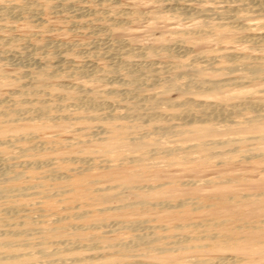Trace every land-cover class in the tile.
Returning <instances> with one entry per match:
<instances>
[{
    "label": "rangeland",
    "instance_id": "1",
    "mask_svg": "<svg viewBox=\"0 0 264 264\" xmlns=\"http://www.w3.org/2000/svg\"><path fill=\"white\" fill-rule=\"evenodd\" d=\"M16 1H29L26 7L28 14L19 15L13 12L14 14L0 17V102L5 103L10 100L9 102L19 109L31 110L37 107H44V109H42V116L34 119L19 115L18 118L7 121L0 117V163L2 164L7 155L12 153V145L15 143L13 136L24 132L34 133L22 142L27 145H32L36 141L42 142L49 137L57 142L54 144L43 142L47 145V148L40 152L43 158L59 161L58 159L72 156L75 159L72 160L80 161L79 157H94L92 166L88 168L80 169L82 163L77 161L72 163L73 170H68L65 164L58 168L61 172H69L72 180L77 182L84 177L93 178L95 187L103 189L104 200L97 203L82 202L81 198L74 201L71 199L80 208L96 209L110 206L106 216L109 221H112L121 214L112 207L125 202L130 203L126 216L145 218L146 220L141 222L142 225H163L168 234L184 232L199 235L205 230L222 235L223 238L225 233L236 237L232 243L220 247L215 246L211 239L204 238L199 246L174 251L172 255L179 261L195 255L206 257L231 255L232 261L228 264H264V138L236 139L244 134L264 135V120H261L260 124L251 126L232 128L219 125L213 130L204 129L194 123L191 130L184 135L162 139L164 144H180L184 147L182 150L175 154L146 155L143 151L149 146L131 139L139 136L137 133L142 127H119L106 120L80 118L81 113H86L85 110L73 107L74 98L70 92L71 89L61 85L62 83L69 85L82 83L99 92L109 87L124 89L125 82L103 71V66L108 62L107 57H104L108 53V47L105 46L113 47L112 41L121 40L125 45L136 48L162 44L174 46L173 43L176 40H184L189 47L185 49V53L205 51L217 54L227 47L264 53L260 46H250L239 39L248 30L238 28L234 31L230 19L217 16L204 17L197 12L179 15L173 11L184 4H193L197 7L216 6V4L226 7L238 6L235 9L238 13L237 18L233 19L232 23L240 26L245 23H264L262 6L255 4L251 10L236 0L223 3L192 0ZM16 1L0 0V10L5 5ZM124 8L130 9L131 13L127 10L124 14L125 11H122ZM112 16H116L119 22L112 21L110 19ZM202 27H207L210 34L207 31L202 33L196 31ZM258 27L261 26H256L253 30H264V26ZM185 28L191 31L186 34L176 32ZM125 41L128 42L125 43ZM135 50L115 54L114 59L120 60L123 56L125 61L132 63L136 60L164 63L170 59L163 51L139 54ZM181 50L184 52V49ZM181 58L178 56L173 59L179 61ZM57 63L64 67L85 63L86 65L96 64L102 68V71H97L90 77L67 74L55 75V77L45 73L50 71L52 64ZM229 66H231L230 63H220L217 65L221 67L220 70L204 69L201 76L224 78L245 73V68L242 66L234 70L226 69ZM182 70V68L179 69V71ZM29 73L30 76H28ZM110 76H113L112 79ZM103 77L106 79L104 80ZM30 85L38 91L28 89ZM159 88L157 84L145 86L147 91ZM261 89H264V79H255L242 85V88L234 87L221 93L209 91L187 96L232 102L246 95L264 98V91L261 92ZM163 95H168L170 99H181L184 96L177 90H171ZM100 96L103 99L112 100L110 95L103 92ZM68 103H71L72 107ZM20 113L25 112L21 110ZM121 132L126 138L129 136L130 140L117 139ZM73 138L81 142L72 141ZM226 138H232V140L222 143L212 142ZM59 140L61 144H58ZM202 141L207 144L201 145ZM115 149L122 151L118 152ZM257 152L261 154L253 155ZM31 164L18 167L22 183H27L37 172L43 170ZM0 202L6 203V200L1 198ZM141 204L144 208H141ZM65 212L66 210L61 209L53 214V217ZM25 213H32V210L25 207L15 213L12 212V217H16L4 219L2 227L9 228L11 226L8 223L21 221L22 214ZM94 217L99 218L100 214H95ZM183 221L190 223L186 229L173 227L174 224ZM53 246L50 244V247ZM101 247V244H96L91 251H102ZM149 258L161 261L158 256ZM38 259H40L39 256L33 257L25 263L38 264Z\"/></svg>",
    "mask_w": 264,
    "mask_h": 264
},
{
    "label": "bare ground",
    "instance_id": "2",
    "mask_svg": "<svg viewBox=\"0 0 264 264\" xmlns=\"http://www.w3.org/2000/svg\"><path fill=\"white\" fill-rule=\"evenodd\" d=\"M192 1L223 3L231 0ZM236 1L251 10H253V5L259 4L264 10V0ZM28 4L29 1H16L12 2V4L10 3V5L2 6L0 17L12 14L13 12L19 15L23 13L28 14V9L26 8ZM237 7H226L221 4L197 7L193 4H184L182 7H176L173 11L179 13V15L197 12L204 17L217 16L230 19L231 27L234 31L238 28L248 30L239 39L250 44V46H260V49L264 51V30H253L256 26H264V23H245L242 25L239 23L240 26H237V24L232 23L233 19L237 18L238 13L235 11ZM127 10L131 13L128 8H124L122 11H125L124 14H126ZM110 19L115 23L119 22L116 16H112ZM190 31L191 29L185 28L176 32L186 34ZM196 31L202 33L207 31V27L196 29ZM209 32L207 31V33ZM3 40L6 41L7 39ZM173 44L174 46L162 44L161 46L149 45L147 47L138 46L134 48V46L129 47L127 44L125 45L120 40L119 42L112 41L113 47L106 45L108 53L104 57H107L108 62L103 66V71L108 75L116 76V78L121 79L126 84L124 89L118 87L102 89L104 94L112 97L110 101L101 98V91L92 90L82 83H75L73 85L60 84L71 89L70 92L74 98L73 107L85 110L86 113H81L80 118L86 120H106L112 125L119 127H142V129L138 130L137 135L139 134V136L131 139H135L134 142L145 143L143 145L149 146V148L143 151L146 155L158 153L175 154L179 152L184 148L183 146L177 143L164 144L165 142H162L163 138L184 135L191 130V126L194 123L199 124L204 129L213 130L219 125L231 126L233 128L260 124L261 120H264V98L261 96L252 97L251 95H246L232 102L216 99H197L192 95L187 96L188 94H202L209 91L221 93L229 88H242V85L244 86L250 80L264 79L263 52H247L243 48L232 47L230 49L227 47L217 54L205 51L185 53V49H189V47L184 40H176ZM58 46L63 47V45ZM181 49H184V52ZM134 50L139 54H148L149 52L159 53V51H163L170 59L164 63H153L144 60H136L135 63H132L131 61H125L123 56L120 57V60L114 59L116 57L115 54L127 53ZM178 56L182 57L179 61L173 59ZM60 60L58 61L59 63ZM220 63H230L231 66L226 67V69L231 68L233 70L242 66V68H245V73L242 75H229L224 78L201 76L204 69L220 70L221 67H217ZM180 68L183 70L179 71ZM97 71H102V68L96 64L88 63L86 65L85 63L79 66L69 67L67 65L64 67L62 64L57 63L55 65L52 64L50 71L45 73L51 76L67 74L90 77L94 76ZM25 76L27 78V75ZM28 76H30V73ZM103 79L105 80L106 78L103 77ZM156 84L160 86L159 89L152 91L145 90V86ZM28 89L38 91L37 88L31 87V85ZM171 90H177L184 96L181 99H170L168 95H163L164 93L168 94ZM262 91L264 89H261ZM9 101L5 103L0 102V117L3 120H14L19 115L28 119L42 116V109L44 107H37L31 110L29 108L19 109ZM68 105L70 106L71 103H68ZM21 110L25 113L21 114ZM31 135H34V133L24 132L13 136L12 139L15 143L12 145V153L8 154L4 161L2 160V164L0 163V199H5L7 203L0 202V263L27 264L25 262L28 259L37 256L40 257L37 262L38 264H228L232 261L231 255L208 257L195 255L192 258L180 261L172 255L174 251L188 250L189 248L199 246L204 238L211 239L217 247L228 245L236 239L235 236L229 233H225V238L215 232H207L205 230L199 235H191L184 232H181V234H168L162 227L163 225H142L141 222L146 220L145 218H130L126 216L130 203L125 202L112 207L121 213L118 218L112 221H109L106 216L110 206L97 207L96 209L80 208L71 199L74 201V199L81 198L82 202L97 203L104 200L103 189L95 187L93 178L84 177L80 182H77L72 180L69 172H61L58 169L61 165L65 164L68 170H73L71 167L75 159L72 156V158L65 157L64 159L61 158V160L58 159L59 161L40 156V152L47 148V145L43 142L54 144L57 142L56 140L48 137L46 140L42 142L36 141L32 145L22 143ZM128 137L126 138L121 132L118 134L117 139H129ZM242 138H264V135L244 134L241 135V138L238 137L236 139ZM229 140H232V138L217 139L212 142L222 143ZM74 141L81 142L78 139ZM58 144H61L60 140ZM205 144L207 142L202 141L201 145ZM116 151L122 150L118 149ZM259 154L261 153L257 152L253 155ZM78 159L81 160L76 161L82 163V167H79L80 169L88 168L94 162V157H79ZM28 163L35 164V166L43 168V170L42 172H37L27 183H22L18 167H25ZM98 163H101V161H98ZM25 207L31 209L33 214H22L23 218L21 221L8 223L11 226L9 228L2 227L4 219L16 217H12V212L15 213ZM141 208H144L142 204ZM61 209L66 210V212L53 217V214L58 213ZM95 214H100V217L95 218ZM4 224L6 227V223ZM189 225V222L183 221L174 224L173 227L186 229ZM190 242H193V244H190ZM50 244L54 246L50 247ZM96 244H101L103 250L92 252L91 249ZM152 256L160 257L161 261L151 260L149 257Z\"/></svg>",
    "mask_w": 264,
    "mask_h": 264
}]
</instances>
